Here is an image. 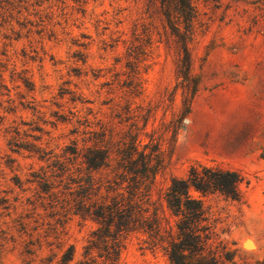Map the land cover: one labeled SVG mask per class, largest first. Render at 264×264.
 <instances>
[{
  "label": "rangeland",
  "instance_id": "1",
  "mask_svg": "<svg viewBox=\"0 0 264 264\" xmlns=\"http://www.w3.org/2000/svg\"><path fill=\"white\" fill-rule=\"evenodd\" d=\"M191 2L187 27L160 0H0V264L81 261L98 225L50 209L40 178L94 149L112 180L131 144L159 157L150 213L194 166L239 172L242 201L207 205L234 261L264 264V0ZM166 247L132 233L118 264H172Z\"/></svg>",
  "mask_w": 264,
  "mask_h": 264
},
{
  "label": "trees",
  "instance_id": "2",
  "mask_svg": "<svg viewBox=\"0 0 264 264\" xmlns=\"http://www.w3.org/2000/svg\"><path fill=\"white\" fill-rule=\"evenodd\" d=\"M160 1L169 25L181 24L180 19L174 20L175 12L183 19V25H192L195 19L192 0H175V10L171 0ZM183 69L186 75L189 65L186 63ZM70 150L72 155H79L77 149ZM124 153L112 180L95 179L94 172L109 167V151L94 149L83 156L84 176L81 166L74 178L75 173H71L67 164L55 163L59 173L50 177L55 181L51 182L46 176L40 178L42 191L50 193V209L59 208L64 218L73 211L98 225L83 259L75 264H118L125 241L136 232L148 234L154 243H166L172 264H237L234 254L220 240L207 199L218 196L233 202L242 201L241 185L245 179L239 172L194 166L186 178L172 180L164 197L167 211L156 208L150 213L146 198L159 167V157L153 151L151 155L142 153L134 159L137 148L133 144ZM60 187L64 199L55 192ZM73 257V250L69 249L63 256V264H70Z\"/></svg>",
  "mask_w": 264,
  "mask_h": 264
}]
</instances>
